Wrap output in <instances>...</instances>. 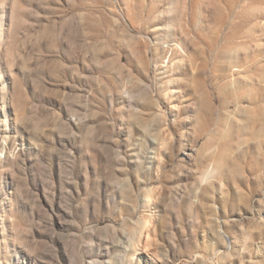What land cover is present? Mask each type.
<instances>
[{"label": "rangeland", "instance_id": "rangeland-1", "mask_svg": "<svg viewBox=\"0 0 264 264\" xmlns=\"http://www.w3.org/2000/svg\"><path fill=\"white\" fill-rule=\"evenodd\" d=\"M0 264H264V0H0Z\"/></svg>", "mask_w": 264, "mask_h": 264}]
</instances>
